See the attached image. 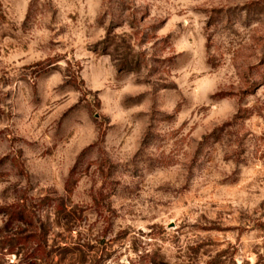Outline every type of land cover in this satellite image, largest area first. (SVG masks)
Instances as JSON below:
<instances>
[{
  "label": "rangeland",
  "instance_id": "obj_1",
  "mask_svg": "<svg viewBox=\"0 0 264 264\" xmlns=\"http://www.w3.org/2000/svg\"><path fill=\"white\" fill-rule=\"evenodd\" d=\"M0 264H264V0H0Z\"/></svg>",
  "mask_w": 264,
  "mask_h": 264
}]
</instances>
